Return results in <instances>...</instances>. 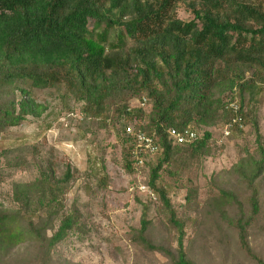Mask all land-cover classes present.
<instances>
[{
    "label": "trees",
    "instance_id": "obj_1",
    "mask_svg": "<svg viewBox=\"0 0 264 264\" xmlns=\"http://www.w3.org/2000/svg\"><path fill=\"white\" fill-rule=\"evenodd\" d=\"M180 2L192 20L176 17ZM60 88L80 104L83 119L104 129L119 126L126 173L135 172L126 124L154 136L160 152L143 168L176 246L150 240L147 205H141L134 240L168 264H197L185 245V228L188 221L198 227L186 214H201V205L197 188L185 186L184 218H179L160 183L163 176L178 183L186 170L211 156L207 130L230 120L224 100L236 93L239 115L243 123L250 119L254 133V154L246 150L233 168L249 191L248 212L235 195L218 190L207 213L234 233L240 252L264 264L250 244V231L264 213V141L255 108L264 88V0H0V135L46 114L48 106L38 103L33 91ZM143 99L144 107L130 105ZM187 128L200 137L187 146L173 145L167 132ZM36 167L34 180L12 184L15 207L0 206V264H70L57 255L58 247L89 234L76 204L65 203L75 178L72 167L66 164L60 176L50 161L38 159ZM100 184L106 186L105 178ZM228 207L235 209L233 216ZM26 244L30 253L10 258Z\"/></svg>",
    "mask_w": 264,
    "mask_h": 264
},
{
    "label": "rangeland",
    "instance_id": "obj_2",
    "mask_svg": "<svg viewBox=\"0 0 264 264\" xmlns=\"http://www.w3.org/2000/svg\"><path fill=\"white\" fill-rule=\"evenodd\" d=\"M175 15L183 22L193 19L181 2L176 4ZM33 98L48 106L46 114L38 120L28 118L19 127L0 135L3 168L0 206L15 207L11 201V186L34 180L38 159L52 162L58 176L69 164L75 171V178L65 197L66 206L76 204L91 228L82 241L71 239L58 247L57 255L70 264H168L162 256L146 252L134 240L139 229L141 205H147L150 240L172 248L176 246L175 232L169 226L159 199L156 197L153 201L138 190L140 186H147L148 170L143 168L130 174L123 169L126 148L119 141V126L109 124L104 129L95 120L83 119L80 104L66 97L61 88L59 91L35 90ZM138 103L134 100L130 105L138 107ZM255 108L264 141V88L256 97ZM207 131L213 141L211 156L186 170L178 183L163 176L160 185L165 186L170 204L181 219L184 218L186 187L198 190L201 214L188 212L186 216L197 219L199 225L194 228L188 221L185 228V245H189L190 257L197 264H255L238 250L234 233L217 221L216 215L207 213L218 190L235 195L245 213L248 212L249 191L233 168L246 150L255 152L251 121L245 119L244 130L234 131L226 140L222 139L220 125ZM104 178L105 187L100 184ZM260 189L264 202V174L260 178ZM227 209L230 216L236 212L233 207ZM250 244L264 261V213L250 231ZM27 251L30 253L32 247L23 245L12 251L10 258Z\"/></svg>",
    "mask_w": 264,
    "mask_h": 264
},
{
    "label": "built area",
    "instance_id": "obj_3",
    "mask_svg": "<svg viewBox=\"0 0 264 264\" xmlns=\"http://www.w3.org/2000/svg\"><path fill=\"white\" fill-rule=\"evenodd\" d=\"M139 106L144 107L146 100H142L138 103ZM225 110L231 114V118L221 127V136L223 140L228 139L234 131L240 132L244 130V123L239 115V103L236 93H230L224 100ZM133 106V105H131ZM134 123L129 122L124 127V135L129 139L131 144L130 154L134 161V170L138 171L143 169L148 158L154 157L160 152L159 146L156 144L153 135H148L140 129L134 127ZM168 137L173 145L187 146L195 142L199 137V133L191 128H187L182 131L170 129ZM140 192L145 194L149 199L155 201L154 194L147 186H140L138 188Z\"/></svg>",
    "mask_w": 264,
    "mask_h": 264
}]
</instances>
